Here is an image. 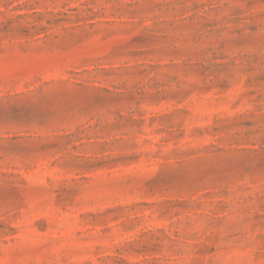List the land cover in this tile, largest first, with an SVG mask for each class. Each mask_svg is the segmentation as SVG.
Returning <instances> with one entry per match:
<instances>
[{
	"label": "rangeland",
	"instance_id": "rangeland-1",
	"mask_svg": "<svg viewBox=\"0 0 264 264\" xmlns=\"http://www.w3.org/2000/svg\"><path fill=\"white\" fill-rule=\"evenodd\" d=\"M0 264H264V0H0Z\"/></svg>",
	"mask_w": 264,
	"mask_h": 264
}]
</instances>
